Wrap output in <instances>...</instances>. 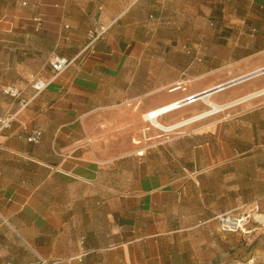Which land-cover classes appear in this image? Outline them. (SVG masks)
Masks as SVG:
<instances>
[{"label": "crops", "instance_id": "1", "mask_svg": "<svg viewBox=\"0 0 264 264\" xmlns=\"http://www.w3.org/2000/svg\"><path fill=\"white\" fill-rule=\"evenodd\" d=\"M263 69L264 0H0V264L264 262Z\"/></svg>", "mask_w": 264, "mask_h": 264}, {"label": "built area", "instance_id": "2", "mask_svg": "<svg viewBox=\"0 0 264 264\" xmlns=\"http://www.w3.org/2000/svg\"><path fill=\"white\" fill-rule=\"evenodd\" d=\"M35 23H36L35 32L40 33L43 28V22L38 17L35 19ZM108 30H109V27L96 26L94 29L88 31L87 44L84 47L81 55H84L86 52L93 50L94 45L99 40L105 37ZM73 62H74L73 60H69L67 58L56 57L51 62V68H52L54 77H57L61 73L65 72L72 65ZM260 75H264V69L254 73L253 75L246 77L244 80L250 79L256 76H260ZM48 86H49V81H45L43 79H36L33 82L32 88L35 91V95L37 96L41 94L43 91H45L48 88ZM2 93L4 96L9 97L12 100L18 102L19 108L15 112L0 111V135L12 129L14 123L17 121L20 111L27 108L32 102V99L30 100L25 99L23 96V91L16 87H6L3 89ZM258 94L264 95V90L260 91ZM187 100L188 101L186 102L191 104V103H194L196 99L193 96V97L188 98ZM181 105L182 103L180 102L176 103L175 109L181 107ZM147 116L153 119L152 113L148 114ZM41 139H42V132L39 130L33 131L27 137V141L33 144L40 143ZM217 221L220 225V228L224 232H239V231L243 232L244 227L246 226V224L244 223L246 221V218L240 217V215L239 216H234L231 214L220 215L217 217Z\"/></svg>", "mask_w": 264, "mask_h": 264}, {"label": "rangeland", "instance_id": "3", "mask_svg": "<svg viewBox=\"0 0 264 264\" xmlns=\"http://www.w3.org/2000/svg\"><path fill=\"white\" fill-rule=\"evenodd\" d=\"M240 217L246 218V221L244 222L246 224V226L244 227V231L243 232L239 231V233L246 234L248 229L253 228V227H257V226L259 227L261 225L260 223L257 222L255 215L251 211L241 214ZM260 259H262V258H260ZM259 261L260 260H256L255 264H264V262L262 260L260 262ZM239 262L241 264H248L247 259H239ZM223 264H231V262L223 263ZM233 264H237V263H233Z\"/></svg>", "mask_w": 264, "mask_h": 264}, {"label": "bare ground", "instance_id": "4", "mask_svg": "<svg viewBox=\"0 0 264 264\" xmlns=\"http://www.w3.org/2000/svg\"><path fill=\"white\" fill-rule=\"evenodd\" d=\"M175 105H176V104H175ZM175 105H174L172 108L175 109V107H176ZM166 111H167V110H166ZM166 111L164 110L163 112H166ZM155 115H156V114H155ZM152 118L154 119V115H153V113H152Z\"/></svg>", "mask_w": 264, "mask_h": 264}]
</instances>
